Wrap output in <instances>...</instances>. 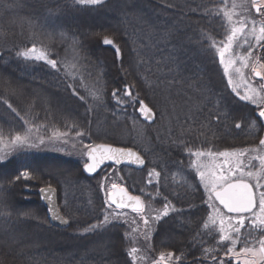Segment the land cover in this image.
<instances>
[{
	"label": "trees",
	"instance_id": "1",
	"mask_svg": "<svg viewBox=\"0 0 264 264\" xmlns=\"http://www.w3.org/2000/svg\"><path fill=\"white\" fill-rule=\"evenodd\" d=\"M249 14V0H0V137H25L0 164V224L9 236L15 227L32 232L0 247V264H152L162 252L173 253V264H237L230 245L218 243V224L204 227L216 213L198 175L203 156L194 153L259 149L257 109L233 93L217 60L231 21ZM141 101L151 118L140 114ZM75 137L143 155V170L116 171L144 202L147 226L105 204L108 167L84 174ZM47 185L57 189L65 229L48 222L37 194Z\"/></svg>",
	"mask_w": 264,
	"mask_h": 264
},
{
	"label": "snow or ice",
	"instance_id": "2",
	"mask_svg": "<svg viewBox=\"0 0 264 264\" xmlns=\"http://www.w3.org/2000/svg\"><path fill=\"white\" fill-rule=\"evenodd\" d=\"M79 5H100L103 0H76ZM251 6L255 8L257 13L264 16V0H251ZM231 17L229 16V20ZM253 27L246 32L247 21L242 20L239 22V26H232L230 33L226 35L225 40L221 41L220 46L217 48L219 63L223 66L224 72L229 76V84H233L231 78L232 74L238 75L243 82H245L246 91L241 95L238 90L233 87V91L237 93L239 99L242 101L251 102L259 108L256 114L257 120L264 121V64H259V57H254L252 48L254 45L248 39L249 36L255 39L257 45L264 47V21L260 22V26L257 30L256 21L252 22ZM106 45H111L112 40L105 39L103 41ZM239 48L247 45V51L244 55H235L233 48ZM28 52L35 53L36 49L33 47ZM117 56H119V49H116ZM30 59H45V55L28 56ZM239 61V66H237ZM53 68L56 67V61L46 60ZM250 68V73L253 77H259L258 89L250 87L247 82L246 74L243 69ZM231 70V72H230ZM127 95H131L130 90L126 87L124 89ZM115 96L116 93L114 92ZM119 102V101H117ZM141 113L145 115L150 112H146V106L143 102H140ZM240 128V124L236 125ZM264 127V125H262ZM79 135V133H78ZM16 142L23 143L25 137L17 135L15 138ZM88 148L89 161L85 164V170L89 173H93L103 163L104 159L113 160L116 163L121 162V157L128 156L133 157L139 164H143V160L131 149L114 148L108 145H98L92 147L91 145L86 146ZM102 150L101 158H97V151ZM260 150H264V138L259 140V149H248L240 152H220L207 153L209 156L218 155L223 157V163L214 166L213 169L208 171H199L198 175L201 182L204 183L205 189L208 191V199L213 201L209 207L213 208L216 213L215 216L210 215L208 220L205 221L204 227L209 228V225L218 224L219 234V245L225 246L227 242L226 255H230L231 258L243 254L245 259L244 264H264V155L259 154ZM257 152V155L252 159H249L248 163H244L246 153ZM195 156H205L204 152L198 151L194 153ZM255 160L257 163H253ZM131 162V161H130ZM227 165V167H225ZM248 169L245 171V169ZM257 169L253 171L252 169ZM218 169V170H217ZM239 173V175H237ZM157 175H159L157 173ZM28 179L27 173H21L20 177ZM247 178V181L245 180ZM248 181H254L248 182ZM215 202H218L219 206H222L223 212L220 211L219 207L215 206ZM105 204L108 207L114 206L115 209L120 210L116 215H124L123 210L130 209L131 212L141 214L144 212V202L140 196L129 195L125 187L117 183L111 184V190L107 193V199ZM168 205H165L163 215H168ZM159 219V217H157ZM108 222V217H105V223ZM144 224L147 226L149 221L147 218H143ZM247 222V224H246ZM95 225L93 228L95 229ZM242 228L250 230L241 232ZM211 231V229H210ZM259 235H256V234ZM147 238V234L145 233ZM237 244L243 245L240 249V253L236 252ZM258 245V247H257ZM207 251V250H206ZM137 252V249L133 247L129 255ZM173 257V253H161L159 259L152 261V264H164L166 260H170ZM215 264V257H213ZM200 264H203L201 261ZM219 264H224L220 261ZM230 264V262H229ZM239 264V262H237Z\"/></svg>",
	"mask_w": 264,
	"mask_h": 264
},
{
	"label": "rangeland",
	"instance_id": "3",
	"mask_svg": "<svg viewBox=\"0 0 264 264\" xmlns=\"http://www.w3.org/2000/svg\"><path fill=\"white\" fill-rule=\"evenodd\" d=\"M251 7H252L251 6V0H249V10H250V12H252ZM242 19L244 20V18L241 17L239 20L231 21L232 26H234V25L235 26H239V22L242 21ZM11 20H13V19L9 16V20L8 21H11ZM252 22L253 21H250L251 24H247L246 32L249 31L253 27ZM105 23L111 24L110 21H105ZM256 27H257V30H258L259 25H256ZM252 38L253 37H251V36L248 37V39L250 41H251ZM257 47H258V45L256 46V48ZM246 51H247V45H244V46L239 47V48L235 47V45H234L233 53L235 55H237V56L238 55H244V54H246ZM254 57H256V54H254ZM217 60H218V64H220L219 63L218 52H217ZM259 64H264V55H262L261 62ZM237 66H239V61H237ZM221 67H222L223 72H224V68H223L222 65H221ZM243 71L246 74V78H247L248 85L250 87H255V88L258 89V82L259 81L257 82V80L251 75L250 68H245V69H243ZM262 71H264V70H262ZM230 72H231V70H230ZM223 74L225 75V77L227 79V82H228L229 76L226 75L225 72ZM231 78L233 80V84H231V85L229 84V85L231 86L232 91H233V87H235L238 90V92L241 95H243L244 92L247 90L246 89V86H245V82H243L241 80V78L238 75H236V74H232L231 75ZM233 93L239 98V96L237 95L236 92L233 91ZM251 105H253V104H251ZM253 106L257 109V111H259V108H257L256 105H253ZM139 112L143 116V118H146L147 115H148V114L145 115L144 113H141L140 110H139ZM146 112H148V111L146 110ZM106 129L107 128H105V126H103L102 123H98V126L96 128L97 131L104 132V133L107 132ZM263 135H262V137H263ZM18 143H20V142H16L15 139H14V137L13 138H9V139L0 137V164L5 161L6 155ZM74 143H77V145H78V146H75V147L81 148V150H83V153L85 154V157H86V152L88 151V148L86 146H88V145L93 146L92 144H83V143H81L80 140L77 137H75ZM223 160H224V158L223 157H219L218 155H213V156L205 155L200 160V164L198 166V170L199 171H208L209 169H213L214 166L223 163ZM225 167H227V165H225ZM116 169L117 168H115L113 166H109L107 168V170H105V174H104V177H103V180H102V188L104 190L103 192L105 194V198L106 199H107V193L111 190V184L112 183L120 184V182L118 180L119 174H118V171H116ZM237 175H239V173H237ZM262 182H264V181H262ZM0 205H5L6 206V204H0ZM136 215L139 216L141 219L143 218L142 216H146L145 214L143 215L142 213L141 214H136ZM13 220H15V217L14 216H13ZM142 221H143V219H142ZM246 224H247V222H246ZM4 225L5 224H0V247H6L7 248L9 246L10 247L11 246H18L19 243L22 242V240L25 238V236H29L32 233V232L26 231V230H24L23 228H20V227H18L19 231L18 230L16 231V230H14L16 228L15 227V228H13V231L12 232H19V233H17L18 235L17 236L16 235L15 236H11V235L9 236V234H6V230L3 229V228L6 227V225H5V227H4ZM35 236L31 237V239H29V241H38L39 236H36V237ZM257 247H258V245H257ZM236 252L237 253H240V251H236ZM8 253H11V251L8 250ZM159 257H160V255H158L157 259H159ZM231 259H233L234 262H236V263L239 262V264H244V261H245V259H247V257H245L243 254H241V255L236 256V257L231 258ZM171 260H172V258L169 261H171ZM166 261H168V260H166ZM21 264H23L22 261H21Z\"/></svg>",
	"mask_w": 264,
	"mask_h": 264
},
{
	"label": "water",
	"instance_id": "4",
	"mask_svg": "<svg viewBox=\"0 0 264 264\" xmlns=\"http://www.w3.org/2000/svg\"><path fill=\"white\" fill-rule=\"evenodd\" d=\"M149 117H150V115H149ZM98 145H108V146H111V147H114V148H124V147L114 146V145H111V144H97V145H95L93 147H96ZM124 149H131L133 152H135L141 158V160H143V164L142 165L139 164L137 161H135V159L133 157L124 156V157L120 158L121 159L120 163H116L113 160L104 159L103 163L100 164L99 167L96 169V171L93 172V173H89L88 171H86L85 170V165L83 167V171L87 175H94L97 172H99L103 167H105L107 165H113V166L126 165V166L132 167V168L137 169V170H141V169H143L146 166V161H145V159L143 158V156L139 152H137L133 148H124ZM101 152H102V150H98L97 153H96L98 159L101 158ZM86 159H87V163L90 162L89 161V157H88V151L86 153ZM38 195H39V198L41 199V201L44 204V207L46 209L47 218H48L50 224L52 226L58 227V228H66V227H68L69 222H68V220L66 218L63 217V215L61 214V212L59 210V207H58L57 190L54 187H52V186H45V187H42L38 191ZM129 195H131V194L129 193ZM164 264H169V263L165 262Z\"/></svg>",
	"mask_w": 264,
	"mask_h": 264
},
{
	"label": "flooded vegetation",
	"instance_id": "5",
	"mask_svg": "<svg viewBox=\"0 0 264 264\" xmlns=\"http://www.w3.org/2000/svg\"><path fill=\"white\" fill-rule=\"evenodd\" d=\"M251 10H252V14H249L250 17L246 20L247 24H251L250 21H256V25L260 26V22L264 21V16H262L260 13H257L254 7H251ZM251 42L254 45V47L252 48V52H253V54H256V57L260 58L258 61V63H260L261 57H262V55H264V47H260V45H258V47L256 48L257 44H256L254 38L251 39ZM262 43H264V42H262ZM257 79H258V81H260V78H257ZM168 263L173 264L172 261H169V260H168Z\"/></svg>",
	"mask_w": 264,
	"mask_h": 264
}]
</instances>
